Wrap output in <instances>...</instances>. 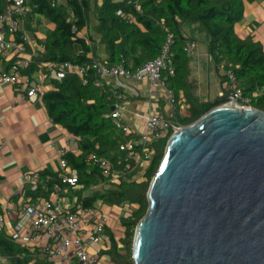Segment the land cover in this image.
<instances>
[{"label": "trees", "instance_id": "16d2710c", "mask_svg": "<svg viewBox=\"0 0 264 264\" xmlns=\"http://www.w3.org/2000/svg\"><path fill=\"white\" fill-rule=\"evenodd\" d=\"M245 1L138 0L137 8L133 3L120 0H66L55 6L52 0H31L30 15H42L55 27L44 38L38 39L44 53L37 55L22 74L32 77L41 71L43 62H70L89 67L92 63L89 54L99 60L97 41L89 32L92 29L100 36L99 43L105 46L107 64H123L130 72H136L159 57L164 45L171 40L175 74L164 72L163 75L166 87L175 95V118L187 126L214 107L224 104L227 98L194 102L189 92L187 78L190 54L186 45L193 38L186 35L184 27L198 24L204 30L212 62L223 72V83L227 82L224 72L232 71L244 96L252 99L251 106L264 111V48L260 42L253 38L242 39L236 32V26L244 18ZM3 7L4 1L0 0V10ZM93 21L97 22L94 28ZM28 28H31V24L27 25ZM88 75L90 81L87 85L83 84L78 75L68 74L63 79L54 75L51 79L52 89L42 96L52 121L78 140L80 153L65 154L78 181L69 190L86 207L101 201L107 211L117 212V215L124 209L118 222L123 236L117 239L115 231L107 229L108 248L102 254L110 255L113 264H134L136 228L147 213V193L164 158L170 135L156 143V154L140 179H133L130 174L117 184H109L90 156L95 154L106 157L115 163L121 158L119 146L125 138L111 117L112 107L119 99L115 96L114 88L97 84L91 69ZM255 92L259 95L253 98ZM181 93L185 94L190 103L188 115L185 116L179 114ZM40 178L41 182L27 192L32 199L38 195L47 199L54 192L56 184L64 186L57 173L45 171L40 174ZM101 183L106 184V188L94 189ZM132 205L135 207L129 208ZM119 244L123 245V251L119 249ZM0 259L11 264H53L47 259L34 260L28 248L17 244L1 228Z\"/></svg>", "mask_w": 264, "mask_h": 264}, {"label": "water", "instance_id": "95a60500", "mask_svg": "<svg viewBox=\"0 0 264 264\" xmlns=\"http://www.w3.org/2000/svg\"><path fill=\"white\" fill-rule=\"evenodd\" d=\"M147 196L134 264H264V111L224 103L172 134Z\"/></svg>", "mask_w": 264, "mask_h": 264}, {"label": "built area", "instance_id": "2783aa9c", "mask_svg": "<svg viewBox=\"0 0 264 264\" xmlns=\"http://www.w3.org/2000/svg\"><path fill=\"white\" fill-rule=\"evenodd\" d=\"M4 1L5 5L0 11V52L12 54L13 62L8 69L0 71V88L5 85L21 87L31 82L30 78L23 76L22 73L34 60V55L30 56L27 53L30 34L26 29V15L31 10L29 6L31 0ZM120 1H128L139 8L138 0ZM59 2L52 0V5L55 6ZM171 43V40H168L161 55L136 72L128 71L123 64L108 65L106 61L94 59L92 54H89L92 58L89 67L70 62L41 64L42 67L50 68L59 79L65 78L68 74L78 75L85 85L90 81L88 70L91 69L98 85H108L116 90L115 96L119 101L114 105L115 109L112 110L111 117L115 127L125 138L119 146L121 158L115 163L106 157L95 154L90 156L109 184H117L130 174L133 179H140L156 154V143L164 134L171 136L184 127L175 118L176 108H173L168 115L159 112L144 114L132 111L129 113L132 116L130 122L127 118L128 109L121 103L126 99L124 90H131L132 96L139 95L138 91L131 89L128 84L130 81L148 82L151 97L155 95V90H164L171 102L175 103V95L166 87L163 75L164 72L169 75L175 74ZM196 47V42H188L186 50L191 54ZM224 74L230 90L225 103L235 104L244 109L252 108V99L244 96L235 74L232 71ZM38 94L42 92L36 86L28 91L29 96ZM258 95L259 93L255 92L252 97L256 98ZM61 168L59 174L61 183L75 187L78 184L77 177L72 175L73 171L65 159V154L61 160ZM25 180L27 184L37 186L41 182L40 174L30 172L26 174ZM101 188H106V184L101 183L94 187V189ZM62 190V186L58 183L51 198H29L20 206L17 212L18 222L15 225H11L6 217L0 215V228L4 229L17 244L28 248L33 253L34 260L47 259L53 264H103L102 252L108 248V245L103 246L102 243L108 242L107 229L115 230V223L111 222L113 212L105 210L101 201L91 207L84 206L78 198L74 204L66 203L60 196Z\"/></svg>", "mask_w": 264, "mask_h": 264}, {"label": "crops", "instance_id": "0c3cea01", "mask_svg": "<svg viewBox=\"0 0 264 264\" xmlns=\"http://www.w3.org/2000/svg\"><path fill=\"white\" fill-rule=\"evenodd\" d=\"M30 13L31 10L26 15V29L27 25L31 24V28L27 29L30 34L27 53L36 58L37 55L44 53V49L38 44V39L44 38L55 26L44 16L38 14L31 16ZM96 25L95 21L92 28ZM184 29L186 35L193 38L189 42L197 43V47L190 54L187 78L189 92L193 95L194 102H211L228 97L229 88L227 83H223L222 70L217 69L212 62L204 30L198 24L185 26ZM89 32L97 41V57L106 61L108 55L105 46L99 43L100 36L93 29ZM236 32L242 39L253 38L260 42L264 48V0L245 1L244 18L236 26ZM87 42L90 41L87 40ZM12 62V54L0 52V71L8 69ZM54 75L50 68L42 67L41 71L30 77V84L27 83L21 87L5 85L0 88V176L2 177L0 179V215L6 217L11 225L17 224V212L20 206L30 198L27 192L35 187L26 183V174L30 172L42 174L45 171L60 174L63 155L69 152L80 153L78 140L55 124L48 116L42 95L52 89L51 79ZM128 84L131 89L139 92L138 96H132L131 90H124L126 99L121 103L128 109L127 118L130 122H132V116L129 113L132 111L144 114L159 112L168 115L176 106L164 90H155V95L151 97L148 82L130 81ZM34 86L39 87L42 94L29 96L28 91ZM180 98L179 114L188 115L190 106L188 98L184 93L180 94ZM72 175H75L74 172ZM70 187L72 186L65 184L60 196L66 203L74 204L78 197L69 190ZM52 195L53 193L49 198ZM38 197L44 198L40 195L34 198ZM103 208L108 210L104 206ZM122 210L118 212L117 221L124 213H121ZM114 222L116 224V221ZM114 228H116L115 225ZM105 244L107 242L104 241L102 245ZM0 264L11 263L0 259Z\"/></svg>", "mask_w": 264, "mask_h": 264}, {"label": "rangeland", "instance_id": "374dc122", "mask_svg": "<svg viewBox=\"0 0 264 264\" xmlns=\"http://www.w3.org/2000/svg\"><path fill=\"white\" fill-rule=\"evenodd\" d=\"M93 23L95 24V21H93ZM168 135L167 134H164L163 135V137H167ZM171 137V136H170ZM169 137V138H170ZM133 207H135V206H133ZM122 212H124V210H122L121 211V213ZM124 213H122V215H123ZM117 218H118V216H117V214L114 212L113 214H112V217H111V222H114V221H116V224H115V227H116V231H115V236H116V238L117 239H120L122 236H123V233H122V229H121V227L119 226V221H117ZM115 223V222H114ZM119 249L120 250H124V247H123V245L122 244H120L119 245ZM102 257V262H103V264H113L112 262H113V259H112V257L110 256V255H103V256H101Z\"/></svg>", "mask_w": 264, "mask_h": 264}]
</instances>
